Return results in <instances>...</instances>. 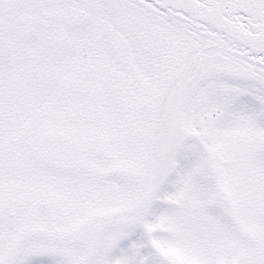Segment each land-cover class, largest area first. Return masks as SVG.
Listing matches in <instances>:
<instances>
[{
  "label": "snow or ice",
  "instance_id": "snow-or-ice-1",
  "mask_svg": "<svg viewBox=\"0 0 264 264\" xmlns=\"http://www.w3.org/2000/svg\"><path fill=\"white\" fill-rule=\"evenodd\" d=\"M0 264H264V0H0Z\"/></svg>",
  "mask_w": 264,
  "mask_h": 264
}]
</instances>
